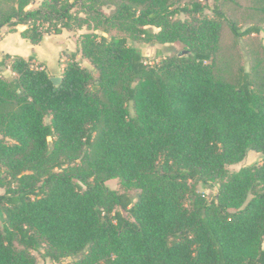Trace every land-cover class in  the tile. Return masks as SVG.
Wrapping results in <instances>:
<instances>
[{
    "label": "trees",
    "instance_id": "16d2710c",
    "mask_svg": "<svg viewBox=\"0 0 264 264\" xmlns=\"http://www.w3.org/2000/svg\"><path fill=\"white\" fill-rule=\"evenodd\" d=\"M97 1L0 13L32 44L86 26L96 72L73 52L54 85L33 56L0 58L14 73H0V264H38L41 249L52 264H264V87L213 70L223 22L236 37L260 28L199 0H118L110 14ZM113 27L183 50L148 63ZM249 150L262 161L227 169ZM199 182L217 184L212 200Z\"/></svg>",
    "mask_w": 264,
    "mask_h": 264
},
{
    "label": "rangeland",
    "instance_id": "374dc122",
    "mask_svg": "<svg viewBox=\"0 0 264 264\" xmlns=\"http://www.w3.org/2000/svg\"><path fill=\"white\" fill-rule=\"evenodd\" d=\"M195 0H178L177 5L187 4ZM204 6V12L207 15H212V7L214 4L218 5L219 9L225 14L228 20H231L237 24L241 29H245L248 26H258L260 31L258 33H251L247 36L236 37L228 28L227 22H223L221 37L219 40V46L215 53L213 60V70L215 75L225 81L235 82L238 74L241 71L248 72L252 80L258 85L264 87V0H199ZM42 0H31L27 5V8H36L40 5ZM118 0H98L97 6L101 7L102 11L106 14H110L114 11L118 4ZM16 8L15 0H0V13L7 14ZM74 10H79V6H75ZM185 14L180 13L177 17L180 19L185 18ZM23 26L18 25L16 27L3 26L0 29V44L11 43L9 40H3L4 36L14 32L19 33ZM153 31L158 29L152 27ZM86 26L80 29L73 28L70 30L63 29L60 34L45 33L43 39L39 42L42 45L44 53H48V46L53 45L57 48L54 57L50 56V70H60L62 64L67 62L69 54L77 53L76 59L81 66L87 68L94 75H96L93 65L88 59L80 55L79 41L82 35L86 32H90ZM99 33L100 31L95 30ZM108 36L121 37L124 36L128 39V43L138 50H140L145 61L153 63L158 61L163 55L176 54L183 50L181 44L165 43L159 44L153 40L145 41L142 37L133 38L130 34L124 30H120L113 27L106 33ZM4 51L0 49V58L3 56ZM33 66L43 65L46 69L45 62L41 60H32ZM49 66V67H50ZM49 72V71H48ZM0 73L10 79L14 76L10 67H4L0 69ZM262 161V154L253 150H249L245 157L236 163L227 164L226 167L229 171H235L243 166H247L253 163H260ZM105 184L119 192L127 191L131 195H135L138 191L136 189H128L123 187L117 178L108 179ZM198 191L202 193L206 199L212 200L217 193V184L214 182L201 183L197 185ZM0 193H3V189L0 187ZM264 247V241L262 243ZM43 250L34 251L32 254L35 256L38 264H52L48 258H44L42 255Z\"/></svg>",
    "mask_w": 264,
    "mask_h": 264
},
{
    "label": "crops",
    "instance_id": "0c3cea01",
    "mask_svg": "<svg viewBox=\"0 0 264 264\" xmlns=\"http://www.w3.org/2000/svg\"><path fill=\"white\" fill-rule=\"evenodd\" d=\"M10 35L11 34L5 35L3 40L10 39L8 42H11V43L0 44V49L4 51V53H8L10 55H20L22 57L33 56L34 60H41L45 62V66L47 67V70L49 71L51 76L61 77L60 72L62 68L57 71L50 70L51 68L50 61H49L51 58L50 56L52 55V57H54L55 55L54 53L55 51H57V48H55L53 45L51 46L49 45L47 48L49 51V54L44 53L42 50V45L40 43L32 44L26 39L22 38L20 34L17 32H14L11 38H9ZM63 65L64 64H62L61 66L63 67Z\"/></svg>",
    "mask_w": 264,
    "mask_h": 264
},
{
    "label": "water",
    "instance_id": "95a60500",
    "mask_svg": "<svg viewBox=\"0 0 264 264\" xmlns=\"http://www.w3.org/2000/svg\"><path fill=\"white\" fill-rule=\"evenodd\" d=\"M50 80L51 82L54 84V85H58L61 81V77H58V76H51L50 77Z\"/></svg>",
    "mask_w": 264,
    "mask_h": 264
}]
</instances>
